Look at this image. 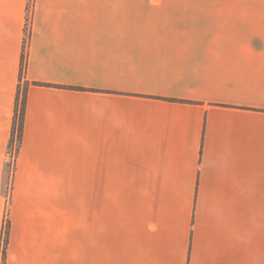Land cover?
Returning a JSON list of instances; mask_svg holds the SVG:
<instances>
[{
  "label": "crops",
  "instance_id": "1",
  "mask_svg": "<svg viewBox=\"0 0 264 264\" xmlns=\"http://www.w3.org/2000/svg\"><path fill=\"white\" fill-rule=\"evenodd\" d=\"M6 230L4 264H264V1L0 0V264Z\"/></svg>",
  "mask_w": 264,
  "mask_h": 264
},
{
  "label": "trees",
  "instance_id": "2",
  "mask_svg": "<svg viewBox=\"0 0 264 264\" xmlns=\"http://www.w3.org/2000/svg\"><path fill=\"white\" fill-rule=\"evenodd\" d=\"M29 37H30V30L28 29V27H26V38L24 41V52L22 55V64H21V79H23L27 69V63H28L27 45H28ZM28 86H29L28 82H25L23 85L20 84V87L18 89V93L16 97L15 113L12 124V137L9 145L11 153L14 151L16 146L15 144L17 143V154H18L22 144ZM6 226L8 228V225ZM7 236H8V232L6 230L4 243L2 247V264L5 263Z\"/></svg>",
  "mask_w": 264,
  "mask_h": 264
},
{
  "label": "built area",
  "instance_id": "3",
  "mask_svg": "<svg viewBox=\"0 0 264 264\" xmlns=\"http://www.w3.org/2000/svg\"><path fill=\"white\" fill-rule=\"evenodd\" d=\"M27 27L28 29L30 30V19H28V24H27ZM15 149L14 151L11 153V159H12V162L16 160V157H17V143L15 144Z\"/></svg>",
  "mask_w": 264,
  "mask_h": 264
},
{
  "label": "rangeland",
  "instance_id": "4",
  "mask_svg": "<svg viewBox=\"0 0 264 264\" xmlns=\"http://www.w3.org/2000/svg\"><path fill=\"white\" fill-rule=\"evenodd\" d=\"M205 1H215V0H205ZM219 1H264V0H219Z\"/></svg>",
  "mask_w": 264,
  "mask_h": 264
}]
</instances>
